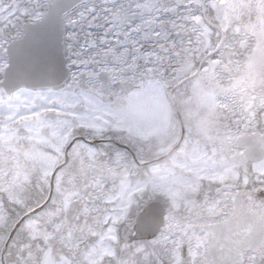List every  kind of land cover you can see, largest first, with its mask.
<instances>
[{
	"label": "snow or ice",
	"instance_id": "snow-or-ice-1",
	"mask_svg": "<svg viewBox=\"0 0 264 264\" xmlns=\"http://www.w3.org/2000/svg\"><path fill=\"white\" fill-rule=\"evenodd\" d=\"M0 264H264V0H0Z\"/></svg>",
	"mask_w": 264,
	"mask_h": 264
},
{
	"label": "water",
	"instance_id": "water-1",
	"mask_svg": "<svg viewBox=\"0 0 264 264\" xmlns=\"http://www.w3.org/2000/svg\"><path fill=\"white\" fill-rule=\"evenodd\" d=\"M49 51L52 55L56 56V58L60 61L61 64L65 63L62 53L59 52L55 45L50 47Z\"/></svg>",
	"mask_w": 264,
	"mask_h": 264
}]
</instances>
